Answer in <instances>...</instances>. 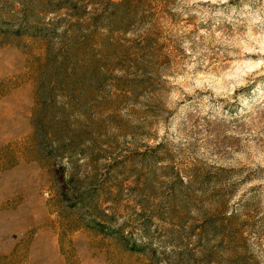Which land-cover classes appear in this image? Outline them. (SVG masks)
Instances as JSON below:
<instances>
[{
    "label": "rangeland",
    "instance_id": "obj_1",
    "mask_svg": "<svg viewBox=\"0 0 264 264\" xmlns=\"http://www.w3.org/2000/svg\"><path fill=\"white\" fill-rule=\"evenodd\" d=\"M0 264H264V0H0Z\"/></svg>",
    "mask_w": 264,
    "mask_h": 264
}]
</instances>
